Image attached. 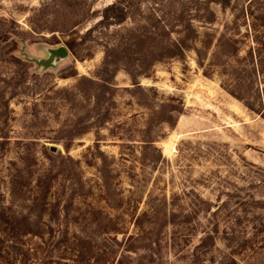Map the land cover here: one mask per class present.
<instances>
[{
    "label": "rangeland",
    "instance_id": "obj_1",
    "mask_svg": "<svg viewBox=\"0 0 264 264\" xmlns=\"http://www.w3.org/2000/svg\"><path fill=\"white\" fill-rule=\"evenodd\" d=\"M0 264H264V0H0Z\"/></svg>",
    "mask_w": 264,
    "mask_h": 264
},
{
    "label": "water",
    "instance_id": "obj_2",
    "mask_svg": "<svg viewBox=\"0 0 264 264\" xmlns=\"http://www.w3.org/2000/svg\"><path fill=\"white\" fill-rule=\"evenodd\" d=\"M68 56V52L65 48L59 47L53 51H51L49 61H53L56 58H66Z\"/></svg>",
    "mask_w": 264,
    "mask_h": 264
}]
</instances>
